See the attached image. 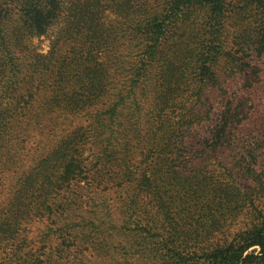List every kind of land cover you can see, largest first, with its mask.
Here are the masks:
<instances>
[{"label":"trees","instance_id":"trees-1","mask_svg":"<svg viewBox=\"0 0 264 264\" xmlns=\"http://www.w3.org/2000/svg\"><path fill=\"white\" fill-rule=\"evenodd\" d=\"M125 1L123 24L84 19L83 43L33 82L48 56L23 54L25 38L60 0H0V90L17 109L0 105V264L258 262L262 212L230 238L225 218L209 229L226 203L202 198L243 178L250 203L264 199V0ZM26 128L53 138L19 167ZM85 145L100 146L87 185L72 154Z\"/></svg>","mask_w":264,"mask_h":264},{"label":"rangeland","instance_id":"rangeland-1","mask_svg":"<svg viewBox=\"0 0 264 264\" xmlns=\"http://www.w3.org/2000/svg\"><path fill=\"white\" fill-rule=\"evenodd\" d=\"M126 1L119 0L118 3H113V0H60V5H58L55 16L51 19V25L46 30V32L39 36H31L25 38L27 45L23 46V54L28 56L34 55V57H40L41 55H47L48 58H42L38 62H33L34 66L30 67V74L34 76L33 82L37 79L42 80L48 75V66L53 65L48 63L49 57L53 58L56 54H68L75 47H79L81 43L87 38V34L90 31L85 27L83 36L76 30V25L79 27L83 24L84 19H87L92 25L102 24L105 28H110L111 24H123L125 22V3ZM119 4V5H118ZM92 12V14H91ZM119 34L121 35L122 33ZM7 102H12L13 105L16 101L12 97L11 88L4 90V86L0 90V105H6ZM12 118L16 117L17 109L16 105L13 110L9 112ZM24 119V118H21ZM26 122V119H24ZM68 121H64L61 126L64 129L62 135L66 134L68 131L72 130L76 125L86 126L89 123L88 117L84 115L79 120L75 121L73 125H68ZM24 129L19 132L20 136L16 137L14 140L19 139V145L12 144L15 148L14 153V164L15 166L23 167L28 164H33L36 161L35 157L39 156L40 153L45 155L48 151V140L46 137L38 138L36 133H30ZM14 134H17L16 132ZM105 136V135H104ZM60 135L57 137L59 138ZM264 139V138H263ZM102 144V142L100 143ZM100 147V146H99ZM98 147V148H99ZM96 146L89 147L85 145L83 150L74 151L72 154L82 163V167H85L87 179L81 178L83 180V185H87L90 181L91 171L96 166V158L93 155L95 151H98ZM40 156V157H41ZM264 157V155H263ZM218 171L222 173L224 170L218 168ZM211 193L205 192L202 201L211 200L216 198V200L222 199L226 203L225 208H219L215 212L216 219L211 221L209 229L214 228L218 223H222L224 218L227 221L225 225H228V233L230 238L240 230L249 228L250 224L254 220V216H257L259 212L264 215V199L250 203L249 189L246 187V181L243 178H239L238 182H232L228 186L215 185L209 186ZM227 192H230L232 196L226 199ZM238 200V201H235ZM242 205L239 208V205ZM258 212V213H257ZM231 216V219H228ZM262 220V218H260ZM222 221V222H220ZM254 222V221H253ZM259 224V222H255ZM44 223L33 225V236L35 235L36 228L42 227ZM221 237V236H220ZM255 252L256 255L259 254V248L257 246L249 248L245 254ZM253 264H264V258L255 262Z\"/></svg>","mask_w":264,"mask_h":264}]
</instances>
